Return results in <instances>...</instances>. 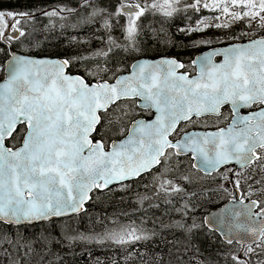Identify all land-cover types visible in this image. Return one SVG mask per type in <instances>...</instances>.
Here are the masks:
<instances>
[{
  "label": "snow or ice",
  "instance_id": "1",
  "mask_svg": "<svg viewBox=\"0 0 264 264\" xmlns=\"http://www.w3.org/2000/svg\"><path fill=\"white\" fill-rule=\"evenodd\" d=\"M50 7L42 13L49 18L77 11ZM188 9L212 14L190 31L236 29L232 39L256 38L213 49L187 65L175 58L130 65L119 59L138 49L137 21L146 13L170 19ZM116 14L127 18L124 44L110 38L87 55L57 59L10 53L0 82V264H50L48 252L59 240L48 228L39 236L25 235L27 229L79 213L94 195L127 187L145 173L169 204V197L197 195L188 188L194 173L211 177L225 192L230 187L239 207L231 210L224 243L239 247L224 252V259L264 264V0H134L121 2ZM35 19L32 10L0 7V42H19ZM104 26L111 28L107 20ZM70 68H83V74ZM209 123L215 130H190ZM113 133L120 138L112 139ZM196 227L185 231L194 235ZM153 235L122 225L97 242L124 249L125 264H147L137 245Z\"/></svg>",
  "mask_w": 264,
  "mask_h": 264
},
{
  "label": "trees",
  "instance_id": "2",
  "mask_svg": "<svg viewBox=\"0 0 264 264\" xmlns=\"http://www.w3.org/2000/svg\"><path fill=\"white\" fill-rule=\"evenodd\" d=\"M123 1L90 0L89 4L81 7L82 0H0V7L13 11L32 10L35 13L36 19L27 24L28 35L21 37L19 42H12L14 51L33 56L62 58L64 55L81 54L83 47L89 46L90 52L96 50V45L102 39L105 40L97 49L104 48L112 37L117 42L121 39L125 41L127 18L116 14ZM50 6L73 8L77 11L62 12L61 15L67 19L49 18L42 13L44 10H51ZM93 11L97 14L92 15ZM202 12L188 9L170 19L146 13L137 21L140 30L138 49L134 52L127 51L128 56L122 55L119 59L130 65L141 57H173L189 64V58L194 55L184 58L180 46L197 40L185 39L183 35L177 36V33H195L190 29L199 24ZM81 18H88L89 22L83 23ZM106 20L111 28H105ZM207 31L212 32V45L235 40L231 38V34L236 29L211 28ZM236 34L240 35L238 31ZM94 38L98 40H93ZM0 48L4 49L0 53V66L3 68L10 58V51L5 42H0ZM69 71L83 74L82 68L78 72L75 68H70ZM224 111L227 113V109ZM134 114L138 118L142 116L138 109ZM227 123V120L222 121L219 126L223 127ZM207 128H212L210 123L197 125L192 129ZM119 138L115 133L112 134V139ZM193 180L188 188L197 195L190 200L169 197L172 199L169 204L163 194H157L152 176L147 174L126 183L127 187L114 186L112 191L106 190L104 194L94 195L81 215L33 226L26 230L25 235L39 236L45 228L52 231L59 243H53L50 247L47 257L50 264H113L114 261L125 264L124 257L127 253L124 249L110 242L97 241L103 240L106 232L114 228L135 225L154 233L151 239L137 245L138 251L145 254L147 264H198L201 261L203 264H227L223 253L239 246L228 245L215 232L209 231L204 225V217L229 201L230 188L227 192L223 191L213 183L211 177L202 173H194ZM186 202L187 209L184 207ZM185 211L188 212L187 215H183ZM193 223L197 225L193 229L194 235L185 231ZM186 247L190 250L185 253ZM178 256L183 259L178 260Z\"/></svg>",
  "mask_w": 264,
  "mask_h": 264
},
{
  "label": "water",
  "instance_id": "3",
  "mask_svg": "<svg viewBox=\"0 0 264 264\" xmlns=\"http://www.w3.org/2000/svg\"><path fill=\"white\" fill-rule=\"evenodd\" d=\"M9 49H10V53L11 52H15L13 51L12 49V45L10 44H7ZM232 45V44H231ZM229 46V45H227ZM227 46H224V47H227ZM224 47H218V48H213V49H221V48H224ZM213 49L211 50H208L202 54H200L199 56L196 57V59L198 57H201V56H204L206 55L207 53L211 52ZM17 55H23V54H20V53H17L15 52ZM23 56H27V57H33V58H37V59H43V58H49V57H36V56H29V55H23ZM218 58V57H216ZM215 58V59H216ZM222 59V57H219ZM50 59H54V58H50ZM160 59L162 58H158V59H148V58H143V59H139L137 61H135L134 63H138V62H144V61H149V62H154V61H159ZM195 59V60H196ZM10 60V59H9ZM8 60V61H9ZM8 61L6 62V65H5V77H6V73H7V63ZM182 71V70H181ZM127 74V73H126ZM5 79V78H4ZM3 79V80H4ZM2 80V81H3ZM1 81V82H2ZM193 131H205V130H193ZM207 131H213V130H207ZM147 174V173H145ZM145 174H142L141 176L145 175ZM139 176V177H141ZM139 177H135V178H132L126 182H130V181H133V180H136L138 179ZM125 182V183H126ZM113 186H116V185H113ZM112 186V187H113ZM90 201V200H89ZM89 201H87L85 204H84V210L79 212V213H75V214H69V215H66V216H63V217H59V218H56L55 220H58V219H63V218H68V217H72V216H77V215H81L82 213H84V211L86 210V205L89 203ZM239 205L238 204H234L233 203V197H231V199L225 204L223 205L222 207L208 213L205 218H204V223L206 225V227L211 230V231H215L216 233H218L222 239L224 240L225 239V231H226V226L228 225L229 221L232 219L231 217V210H233L234 208H238Z\"/></svg>",
  "mask_w": 264,
  "mask_h": 264
},
{
  "label": "flooded vegetation",
  "instance_id": "4",
  "mask_svg": "<svg viewBox=\"0 0 264 264\" xmlns=\"http://www.w3.org/2000/svg\"><path fill=\"white\" fill-rule=\"evenodd\" d=\"M208 14H209V12L207 10L203 11L204 18L208 17ZM179 35H183V37L185 39H193V38L210 39V32H205L203 34H200V33H187V34L186 33H183V34L177 33V36H179ZM197 42L198 41H192V42L189 41L186 44L180 46L182 52H184V58H187L188 56H193V55H195L196 52H198V54H200V53H202L203 49H207V48L211 47V44H198ZM192 59L189 58V60H191V62H192Z\"/></svg>",
  "mask_w": 264,
  "mask_h": 264
},
{
  "label": "rangeland",
  "instance_id": "5",
  "mask_svg": "<svg viewBox=\"0 0 264 264\" xmlns=\"http://www.w3.org/2000/svg\"><path fill=\"white\" fill-rule=\"evenodd\" d=\"M123 2H134V1H128V0H124ZM126 22H127V19H126ZM237 27H239V26H237ZM229 32V31H228ZM93 40H98V39H93ZM103 40H105V39H102L100 42H98V44L96 45L97 47H99V46H101L102 45V43L104 42ZM111 40H113L114 41V39H113V37L111 38ZM117 42V41H116ZM119 43L120 44H124L125 43V41L122 39V40H120L119 41ZM97 47H95L96 49H97ZM119 49H115V51H118ZM90 52V47L88 46V47H83V49L81 50V54H85V53H89ZM126 52V53H125ZM122 55H127L128 56V53H127V51H123V52H121V55L120 56H122ZM83 69V68H82ZM2 73H3V69L0 67V77H1V75H2Z\"/></svg>",
  "mask_w": 264,
  "mask_h": 264
},
{
  "label": "bare ground",
  "instance_id": "6",
  "mask_svg": "<svg viewBox=\"0 0 264 264\" xmlns=\"http://www.w3.org/2000/svg\"><path fill=\"white\" fill-rule=\"evenodd\" d=\"M40 17V16H39ZM52 38V37H51ZM126 53V52H125ZM200 54H202V53H200ZM220 62V61H219ZM131 182V181H130ZM126 183H128V182H126Z\"/></svg>",
  "mask_w": 264,
  "mask_h": 264
}]
</instances>
